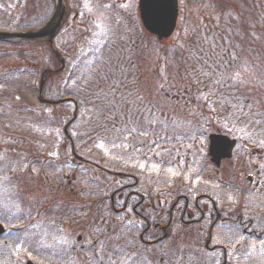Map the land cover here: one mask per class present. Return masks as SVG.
<instances>
[{
    "label": "rangeland",
    "instance_id": "1",
    "mask_svg": "<svg viewBox=\"0 0 264 264\" xmlns=\"http://www.w3.org/2000/svg\"><path fill=\"white\" fill-rule=\"evenodd\" d=\"M214 1L179 0L176 33L158 41L140 23L139 0H68L72 12L56 40V49L65 57L66 67L47 79L44 97L58 98V92L71 76L75 80L79 75H86L83 72L105 53L103 78L94 85L95 89L88 91V98L82 97L84 90L79 88L84 109L68 128L80 156L104 168L108 167L105 162L108 151L116 149L113 170L120 172L121 155L132 149L130 155H141L142 170L148 160L159 162L155 164L159 169H153L158 172L156 184L143 181L139 189L168 193L185 190V184L196 179L211 133L225 132L239 144L251 140L257 148L264 149V126L255 120L256 117L263 119L259 114L264 113V0H231V5L221 10L215 9ZM48 4L51 0H41L39 7L31 11L33 14L27 11L21 17L31 20L39 12L47 16ZM53 11L54 8L50 14ZM251 12H255L261 33L254 32V39L246 38L247 47L233 55L228 68L220 67V74L212 85L221 84L222 90L227 91L231 87L241 90L242 95L251 100L252 109L260 112L255 115L253 110L240 113L246 107L238 106L239 111L236 107H221L217 93L211 94L212 85L205 84L207 77L213 74L206 73L203 67L196 71L187 57L180 58V50L173 51L175 46L181 49L184 44L203 42L204 39L198 37L204 30L219 34L227 31L230 23L247 24ZM226 43L217 40L220 49ZM105 44L112 48L105 49ZM32 47H24L16 53L25 54L21 59L14 56L0 62V76L10 72H26L30 76L29 88L23 97L13 95L0 103V163L6 169L4 176L0 175V191L19 208L24 221L11 229L25 231L37 224L38 228L43 226L46 232H53L52 225H57V232L48 236L51 241L44 243H54L58 248V254L63 257V262L58 260V264H89L93 258L101 263L106 258V243L107 248L111 243L114 251L121 248L119 245L125 238L124 222L111 211L103 210L108 208L109 200L104 201L105 206L96 203L101 200L100 196L110 195L122 183L118 177H108L96 166L74 158L65 129L74 118L75 107L47 106L39 99L41 69H58L60 62L54 59L53 64L45 63L43 50ZM82 65L85 69L78 71ZM84 85L88 86V82ZM233 94L237 103L238 91ZM29 108L37 109L38 116L25 122L26 118H21L19 113ZM138 130L141 135L135 138L133 133ZM235 131L243 132L238 135ZM155 132L159 137L156 143L153 141L154 136L157 137ZM145 137L146 150L141 148ZM47 164L52 171L41 170ZM163 164L168 166L160 172ZM195 181L198 183L197 179ZM102 210L107 212L105 223L106 215ZM50 211H58V216L50 215ZM41 236L38 231L36 239L40 240ZM100 243L101 247L97 245ZM181 249L180 256L188 250L185 246ZM156 254L164 255L160 250ZM138 255L146 264H152L150 250H139ZM110 261L115 264L113 255Z\"/></svg>",
    "mask_w": 264,
    "mask_h": 264
},
{
    "label": "flooded vegetation",
    "instance_id": "2",
    "mask_svg": "<svg viewBox=\"0 0 264 264\" xmlns=\"http://www.w3.org/2000/svg\"><path fill=\"white\" fill-rule=\"evenodd\" d=\"M133 135L137 138L141 132ZM158 138L157 134L153 141L156 143ZM146 144L147 137L141 148L146 150ZM209 147L208 144L204 149L205 159L196 176L198 183L193 178L191 184H185V190L175 192L139 189L143 181L156 184L158 172L153 169L159 162L148 160L142 170L141 155H130L132 149L121 155L120 172L103 168L122 183L109 195L106 210L122 219L125 238L119 245L122 249L114 251L113 245L107 248L106 243L105 260L98 263L93 258L89 263L112 264L113 255L115 264H146L138 255L143 249L150 250L152 264H264V149L252 142H237L231 148L217 144L223 150L221 156L231 150V157L216 162ZM162 166L161 170L168 164ZM52 214L58 216V211ZM105 214L103 223L107 220L106 211ZM23 222L20 214L15 217L9 208H0V264H44L51 260L58 264V249L57 255L48 256L43 240L30 241L33 225L25 231L11 229ZM179 245L188 250L183 259L176 260L174 247ZM157 250L164 255L158 257ZM128 259L132 261L126 263Z\"/></svg>",
    "mask_w": 264,
    "mask_h": 264
},
{
    "label": "trees",
    "instance_id": "3",
    "mask_svg": "<svg viewBox=\"0 0 264 264\" xmlns=\"http://www.w3.org/2000/svg\"><path fill=\"white\" fill-rule=\"evenodd\" d=\"M41 0H0V30H23V29H29L34 28L37 26H40L44 24L51 16L50 12L52 11V8H54L53 0H51V4H48V12L47 16L45 14H42L39 12L36 14L31 20L27 18L21 17V14L23 12L29 11L30 14H33L31 12L36 6H38V3ZM237 1V0H236ZM231 0H215L213 6L217 10L226 9L228 5H231ZM26 5V8L24 6ZM39 7V6H38ZM255 12H251L250 16L248 17L247 24L240 23L238 25L229 24L227 31H222L219 34H215L214 30H204L202 32V35L198 38L204 39L203 42L196 43L195 41L191 44H184L181 49L179 47L175 46L173 51L180 50V58L182 59V56L184 58L187 57V59L190 60V63L193 65V67L196 69V71H201L203 67L204 71L206 73L211 72L213 75H210L207 77L205 84L212 85L213 79H217L218 75L220 74V67L223 66L224 69L228 68L230 65V62H232L233 55L239 53V50H244V47H247V42L245 41L246 38L254 39L255 33H261L262 29L258 27L257 25V19ZM255 15V16H254ZM260 15V13L258 14ZM32 20H34L32 22ZM239 21V20H238ZM241 29H244V31H240ZM252 32V35L250 34ZM255 32V33H254ZM247 36V37H244ZM58 37V35H57ZM55 39V44L56 40ZM195 38V37H194ZM217 40L226 41L227 45H225L222 49L218 47ZM255 41V40H254ZM253 43V42H252ZM32 47L37 46L40 50H43L44 58L43 61L45 63L53 64V60L55 59L57 61V58L55 57V54L51 50L50 45L47 42H20L17 44L14 43H8V42H0V62L11 58L14 56H17V59H21L25 54L21 52V55H17L16 53L20 52L19 50H22L24 47ZM210 46V48H208ZM251 46V45H250ZM112 48L108 44H105L104 48ZM33 48V47H32ZM33 48L32 50H34ZM240 50V51H241ZM209 51V53H208ZM162 53H167L166 51H161ZM179 52V51H178ZM177 53V52H176ZM219 55L218 58L216 56ZM34 54V53H33ZM104 54L99 59H96L93 66L88 68L83 73H87L86 75H79L77 76V79L72 80L71 76L70 79L67 80L66 83L63 84L62 90L58 92V101L64 100L67 98H74L77 100L79 105V111L78 116L82 113L84 109V101L82 100V97L88 98L86 94H88V91L95 89L94 85H97L98 80L103 78V70L105 69V61H104ZM215 56L216 59H211V57ZM210 56V57H209ZM179 59V58H178ZM57 63V62H56ZM78 64H76V67ZM51 67V66H49ZM55 68V67H52ZM58 68V67H57ZM49 69V68H48ZM85 65H82V68H79V70H84ZM46 69H41L42 73ZM80 71V72H81ZM41 73V74H42ZM29 75L26 72H10L6 75L2 74L0 76V103H3V101L6 99V97H10L13 95H18L20 97H23L25 95L26 88H29L27 85V80L29 79ZM48 78L53 77V75H48ZM85 82H88V86L84 85ZM70 83V84H69ZM84 85V86H83ZM216 85V86H215ZM212 85V92L211 94H215L220 98H218L223 105V108H233L232 106L236 103H234V96L236 94H233L235 90L239 91L236 87L232 88L229 91L222 90L224 87L220 84V86H217V84ZM226 85V84H224ZM92 86V87H91ZM78 87V88H77ZM83 89L84 92H82V97L80 95V89ZM219 88V91H217ZM239 94V93H238ZM237 103L239 102L236 101ZM63 107L65 106H72V103H64L61 104ZM235 106V105H234ZM1 111H6L4 109H1ZM38 110L34 108L25 109V111L19 113L21 115V118L30 119L33 118L37 119L38 116ZM16 116V115H15ZM31 122H33L31 120ZM35 123V122H33ZM48 255H54L52 253H49ZM51 260V259H47ZM44 264H54V261L51 260L50 262H45Z\"/></svg>",
    "mask_w": 264,
    "mask_h": 264
},
{
    "label": "water",
    "instance_id": "4",
    "mask_svg": "<svg viewBox=\"0 0 264 264\" xmlns=\"http://www.w3.org/2000/svg\"><path fill=\"white\" fill-rule=\"evenodd\" d=\"M140 17L145 29L158 37L160 41L168 39L176 30L179 17V0H140ZM68 8L66 0H55V11L51 19L43 26L24 31H0V42H21V41H47L54 48V38L61 29L67 16ZM61 62V69L65 62L60 54L55 51ZM40 86L39 97L43 100L44 77ZM46 102L45 100H43ZM50 103V102H49ZM216 142L234 143L229 141L228 137L212 136L211 150L218 151ZM230 156V155H228Z\"/></svg>",
    "mask_w": 264,
    "mask_h": 264
}]
</instances>
